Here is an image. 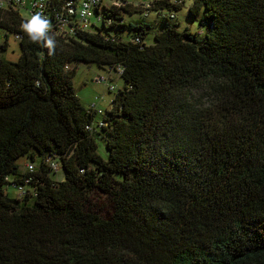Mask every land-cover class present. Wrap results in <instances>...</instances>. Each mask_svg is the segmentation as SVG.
Segmentation results:
<instances>
[{
  "label": "trees",
  "instance_id": "16d2710c",
  "mask_svg": "<svg viewBox=\"0 0 264 264\" xmlns=\"http://www.w3.org/2000/svg\"><path fill=\"white\" fill-rule=\"evenodd\" d=\"M122 1L91 31L46 33L51 49L0 8V264H264V0H193L202 39L166 25L150 45L146 24L110 33L145 12ZM185 1L148 11L173 19ZM79 63L122 69L103 114L76 93Z\"/></svg>",
  "mask_w": 264,
  "mask_h": 264
},
{
  "label": "rangeland",
  "instance_id": "374dc122",
  "mask_svg": "<svg viewBox=\"0 0 264 264\" xmlns=\"http://www.w3.org/2000/svg\"><path fill=\"white\" fill-rule=\"evenodd\" d=\"M126 1L132 4V6H143L151 0ZM192 2L193 0H186L184 6L180 10H173L172 13L175 15L173 19L159 17L157 12H146L145 9V12H123V21L127 24V27L111 28L110 33L118 35L123 40H130L133 35V31H131L128 25L132 24L137 26L139 24H146L149 26V35L145 39V43L150 45L153 44V35L155 32L163 29L166 25H176L181 31H184L187 28L196 39L200 40L205 33V29H201L200 27L201 16L193 18L188 12V7ZM123 5L124 3L122 0H108L106 2V6L108 7ZM21 14L24 18L29 16L25 10H21ZM20 55L21 50L18 41L10 37L9 47L3 53V56L9 61L16 62ZM111 86L114 87L113 91L110 90ZM123 86L124 82L122 78L115 72H111L110 74V71H107V69H101L96 64L79 63L77 65L74 87L82 105L86 109L93 101L98 102V109L102 111L109 109L114 94L117 90L122 89ZM199 92L200 91H192L195 97L200 94ZM99 117L100 116H98L97 119ZM98 146L99 153L103 157H106V149L102 140H98ZM17 164L22 171H26L28 170L29 158L24 156L17 161ZM54 172L56 173V179L59 181L62 180L63 174L60 167L58 170H54ZM6 192L10 199H17V190L14 187L8 185ZM96 202L98 205L97 214L103 219L107 218L109 211L112 209L109 199H107L106 196L101 195L97 198Z\"/></svg>",
  "mask_w": 264,
  "mask_h": 264
},
{
  "label": "built area",
  "instance_id": "2783aa9c",
  "mask_svg": "<svg viewBox=\"0 0 264 264\" xmlns=\"http://www.w3.org/2000/svg\"><path fill=\"white\" fill-rule=\"evenodd\" d=\"M108 0H0V8H7L12 6L15 9L25 10L31 16L35 13H40L42 18H46L48 27L46 33L54 31L58 35L65 37H73L77 32L91 31L98 27L103 20L104 8ZM151 6V1L144 4L146 12ZM149 12V11H148ZM147 14V13H146ZM158 16H163L158 14ZM94 18V20H93ZM110 20H108L109 22ZM19 35H15L14 39L18 41ZM136 41H138L136 39ZM118 75L121 76L122 69L118 68ZM114 87L111 86L110 90ZM89 108L97 110L99 114L104 111L98 109V102L93 101L90 103ZM99 125H102L100 122ZM53 170L59 169V164L51 163ZM28 168L31 170L32 165L29 164ZM17 188V186H14ZM18 196L25 195L26 191L22 186L17 188Z\"/></svg>",
  "mask_w": 264,
  "mask_h": 264
},
{
  "label": "clouds",
  "instance_id": "9594fccd",
  "mask_svg": "<svg viewBox=\"0 0 264 264\" xmlns=\"http://www.w3.org/2000/svg\"><path fill=\"white\" fill-rule=\"evenodd\" d=\"M20 27L28 35L29 39L34 42L43 40L45 46L52 48L54 41L51 37L46 35L48 27L46 18H42L40 13L32 14L21 21Z\"/></svg>",
  "mask_w": 264,
  "mask_h": 264
}]
</instances>
